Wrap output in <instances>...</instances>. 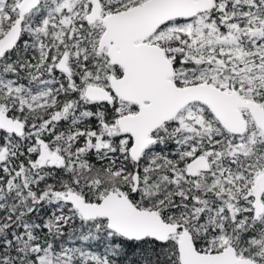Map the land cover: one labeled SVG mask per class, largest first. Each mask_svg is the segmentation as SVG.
<instances>
[{
    "label": "snow or ice",
    "instance_id": "6c2138e0",
    "mask_svg": "<svg viewBox=\"0 0 264 264\" xmlns=\"http://www.w3.org/2000/svg\"><path fill=\"white\" fill-rule=\"evenodd\" d=\"M0 264H264V0H0Z\"/></svg>",
    "mask_w": 264,
    "mask_h": 264
}]
</instances>
